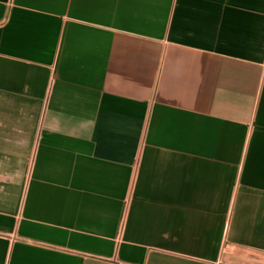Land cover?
<instances>
[{"label": "crops", "instance_id": "0c3cea01", "mask_svg": "<svg viewBox=\"0 0 264 264\" xmlns=\"http://www.w3.org/2000/svg\"><path fill=\"white\" fill-rule=\"evenodd\" d=\"M0 264H264V0H0Z\"/></svg>", "mask_w": 264, "mask_h": 264}]
</instances>
